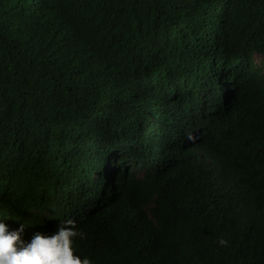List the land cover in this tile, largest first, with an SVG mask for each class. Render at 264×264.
<instances>
[{
  "label": "clouds",
  "instance_id": "9594fccd",
  "mask_svg": "<svg viewBox=\"0 0 264 264\" xmlns=\"http://www.w3.org/2000/svg\"><path fill=\"white\" fill-rule=\"evenodd\" d=\"M164 2L156 11L172 16L154 35L164 43V59L134 64L104 55L72 28L42 57V68L62 84L59 96L24 91L18 101L12 90L7 95L10 89L0 93L3 146L12 153L0 159V264H91L74 255L73 238L85 235L76 225L103 213L115 220L146 213L155 223L163 196L140 195L126 183L172 170L181 174L186 192L201 197L195 205L168 202L173 215L185 222L199 218L203 232L214 222L219 233L234 219L257 216L259 227L247 229L249 241L264 232V212L228 206L227 200L242 182L264 185V52L229 50L224 19L210 5ZM122 32L114 27L107 38ZM248 120L256 138L236 147V125ZM35 158L47 163L51 185L29 173ZM29 177L41 193L20 211L4 192L10 180L21 185ZM159 182L162 190L167 182ZM27 212L56 224L57 231L46 235ZM225 214L235 215L223 219ZM227 243L219 240L222 247Z\"/></svg>",
  "mask_w": 264,
  "mask_h": 264
},
{
  "label": "trees",
  "instance_id": "16d2710c",
  "mask_svg": "<svg viewBox=\"0 0 264 264\" xmlns=\"http://www.w3.org/2000/svg\"><path fill=\"white\" fill-rule=\"evenodd\" d=\"M174 1L210 5L216 17L224 19L229 50H245L246 55L252 48L264 52V0H165L164 6ZM162 3L163 0H0V93L10 89L7 95L12 90V96L18 101H23L24 91L39 90L40 95L59 96L62 84L52 71L42 68V57L45 51L56 46L62 32L72 28L78 30L84 45L104 55H120L134 64L164 59V43L154 35L166 28L165 18L171 17L172 12L158 13L156 10L162 8ZM114 27L123 32L107 38ZM14 116L20 115H11ZM236 130L238 134L232 140L236 147L245 148L248 140L256 138L250 132L249 120L237 124ZM0 140V159L10 158L12 153L3 146L1 130ZM258 143L257 139L252 143V151ZM46 164L35 158L29 173L50 184ZM178 176L181 174L172 170L163 178L152 175L130 178L126 190L131 191L135 186L140 195L163 196L153 213L156 222L146 213L135 219L128 215L117 220L113 214L103 213L81 221L76 230L85 235L73 238L74 255L88 258L91 264H146L147 261L151 264H264V246L259 249L260 243L264 245V232L249 241L247 230L259 227V217L234 219L219 233L212 228L214 222L203 232L199 229V218L188 216L185 222L173 215L168 202L187 201L195 205L201 200L200 196L184 190ZM35 178L29 177L21 185L12 179L7 185L4 193L19 203L20 206L13 205L20 211L33 195L41 193ZM159 179L167 182L162 190H158ZM242 184L227 195L228 206L250 205L255 213L264 212V185ZM127 201V198L122 200ZM26 215L33 219L30 224L46 235L57 231L56 224L38 219L33 212ZM234 215L225 214L223 219ZM261 224L264 228V222ZM220 239L226 240L227 246H220Z\"/></svg>",
  "mask_w": 264,
  "mask_h": 264
},
{
  "label": "rangeland",
  "instance_id": "374dc122",
  "mask_svg": "<svg viewBox=\"0 0 264 264\" xmlns=\"http://www.w3.org/2000/svg\"><path fill=\"white\" fill-rule=\"evenodd\" d=\"M258 59H260V58H258Z\"/></svg>",
  "mask_w": 264,
  "mask_h": 264
}]
</instances>
